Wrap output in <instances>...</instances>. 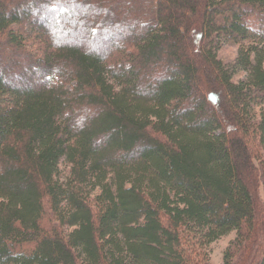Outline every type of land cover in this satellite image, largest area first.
Here are the masks:
<instances>
[{"label":"trees","instance_id":"1","mask_svg":"<svg viewBox=\"0 0 264 264\" xmlns=\"http://www.w3.org/2000/svg\"><path fill=\"white\" fill-rule=\"evenodd\" d=\"M260 183L264 0H0V264H264Z\"/></svg>","mask_w":264,"mask_h":264},{"label":"rangeland","instance_id":"2","mask_svg":"<svg viewBox=\"0 0 264 264\" xmlns=\"http://www.w3.org/2000/svg\"><path fill=\"white\" fill-rule=\"evenodd\" d=\"M79 12L80 14H83V13L87 14L88 10L79 11ZM77 13L72 12V15L76 14V16H78ZM50 28L52 27L50 26ZM52 35L56 36L54 32ZM238 51H239V47L237 45H233V44L224 45L221 48V50L218 52V59L221 60L225 64L233 63L237 59ZM243 79H245V75H242V74H238L235 77V81H240ZM39 81H41L40 77L35 78L34 84L37 83L39 85ZM259 155H260V151H259ZM256 165H258V162H256ZM69 172H70L69 166L63 163L60 167L61 177L67 178L69 175ZM257 194L259 196L260 201L264 200V185L261 183L260 185L258 184L257 186ZM235 237H236V233H231L221 238L220 240H217L216 242H214L212 245L209 246L208 248L209 264H223L224 252L228 248L229 244L235 239Z\"/></svg>","mask_w":264,"mask_h":264}]
</instances>
